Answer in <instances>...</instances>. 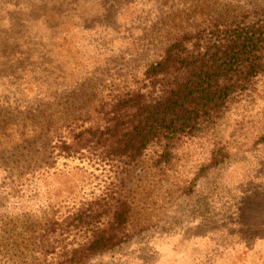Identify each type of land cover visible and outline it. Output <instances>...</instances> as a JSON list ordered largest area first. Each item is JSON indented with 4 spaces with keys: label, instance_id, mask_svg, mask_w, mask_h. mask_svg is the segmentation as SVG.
Returning <instances> with one entry per match:
<instances>
[{
    "label": "rangeland",
    "instance_id": "rangeland-1",
    "mask_svg": "<svg viewBox=\"0 0 264 264\" xmlns=\"http://www.w3.org/2000/svg\"><path fill=\"white\" fill-rule=\"evenodd\" d=\"M263 9L264 0H0V126L88 120L109 95L144 84L173 38ZM263 135L260 75L211 130L164 155L150 145L128 167L42 154L37 138L0 146V264H69L60 253L79 233L66 232L67 218L113 190L131 205L129 240L83 264H264ZM18 158L25 167L12 168ZM50 220L55 249L39 255L33 235Z\"/></svg>",
    "mask_w": 264,
    "mask_h": 264
},
{
    "label": "trees",
    "instance_id": "trees-1",
    "mask_svg": "<svg viewBox=\"0 0 264 264\" xmlns=\"http://www.w3.org/2000/svg\"><path fill=\"white\" fill-rule=\"evenodd\" d=\"M143 74L144 84L109 95L88 120L76 117L57 125L45 119L39 122L32 115L0 126V146L17 150L18 141L23 144L37 138L42 154L95 153L117 158L126 167L150 145L162 146L160 155L171 152L179 139L211 130L234 99L264 75V9L234 16L219 14L181 33ZM30 134L33 140L28 138ZM27 160L35 159L30 156ZM23 165L18 158L12 168ZM106 196L110 200L90 201L67 218L66 232L69 227L77 230L79 239L60 253L66 263L83 264L129 240L131 205L127 196L114 190ZM54 224L52 220L39 224L33 235V248L39 255L55 249Z\"/></svg>",
    "mask_w": 264,
    "mask_h": 264
}]
</instances>
